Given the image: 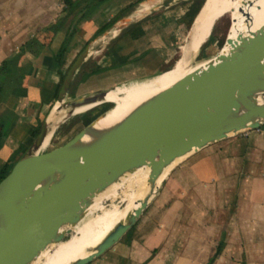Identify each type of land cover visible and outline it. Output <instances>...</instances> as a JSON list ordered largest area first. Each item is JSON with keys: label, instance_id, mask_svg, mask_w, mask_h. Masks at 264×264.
I'll use <instances>...</instances> for the list:
<instances>
[{"label": "crops", "instance_id": "obj_1", "mask_svg": "<svg viewBox=\"0 0 264 264\" xmlns=\"http://www.w3.org/2000/svg\"><path fill=\"white\" fill-rule=\"evenodd\" d=\"M108 1L78 23L60 64L55 55L64 33L56 34L38 52L21 57L24 80L8 97L9 114L0 127V168L11 164L19 145L31 143L57 100L61 77L87 46H91L90 58L101 57L104 71L93 76L76 73L70 98L165 73L186 44L190 0H162L150 14L142 12L145 0ZM61 9V0H0V64L54 23ZM124 18L131 21L117 36L105 42L91 40L98 29ZM104 52L107 55L102 56ZM5 108H0V119ZM166 177L127 242H123L126 235L97 264H209L211 260L210 264H264V127L192 156Z\"/></svg>", "mask_w": 264, "mask_h": 264}, {"label": "water", "instance_id": "obj_2", "mask_svg": "<svg viewBox=\"0 0 264 264\" xmlns=\"http://www.w3.org/2000/svg\"><path fill=\"white\" fill-rule=\"evenodd\" d=\"M161 2L145 0L142 12L153 13ZM205 4L184 33L195 25ZM83 15L74 19L68 37ZM130 21L114 23L95 39L105 42L117 36ZM91 55L89 45L71 64L39 134L0 181V264H34L49 247L67 241L70 228L80 224L93 201L124 175L148 168L147 183L155 187L174 162L183 159L170 172L224 140L264 127V29L229 54L221 44L205 68L182 77L106 128L97 124L116 103L96 97L119 86L68 97L74 76ZM81 103L103 109L66 142L42 149L51 133L50 117ZM165 179L93 254L74 264H94L115 247L135 227Z\"/></svg>", "mask_w": 264, "mask_h": 264}, {"label": "bare ground", "instance_id": "obj_3", "mask_svg": "<svg viewBox=\"0 0 264 264\" xmlns=\"http://www.w3.org/2000/svg\"><path fill=\"white\" fill-rule=\"evenodd\" d=\"M235 6L242 7L243 14L241 18L239 17L240 20L234 32L230 50L225 53L229 54L235 51L238 46L245 45L253 40L264 29V0H210L206 14L202 18L203 22L198 36H196L198 26L195 23L190 29L187 38L186 45L190 44L189 47L184 50L183 55L169 71L148 80L135 81L119 86L109 91L104 97H96L106 102L116 103V108L109 112L107 117L97 124V127L106 128L120 121L137 105L151 96L169 88L187 74L205 68L209 63L195 64L194 66H191V63L210 38L211 30L213 29V27L211 28L212 23L216 24L221 16ZM229 42L230 40L227 41V44ZM115 101L124 102L121 110L120 105ZM95 109L92 104L81 103L70 109L53 114L49 119L51 133L48 135L42 149L50 147L51 140L55 135L53 132L57 127H61L73 118H82ZM181 160L183 159L174 162L171 167L165 170L155 187L147 183L148 168H141L124 175L93 201L80 224L70 228L71 237L67 241L49 247L34 264H74L78 260L93 254L96 248L114 232L117 226L124 224L128 220L140 202L153 194L168 172ZM116 201L118 203H115ZM106 203H110V205L105 207L104 204ZM109 226L110 228L106 234L100 237L99 235Z\"/></svg>", "mask_w": 264, "mask_h": 264}, {"label": "trees", "instance_id": "obj_4", "mask_svg": "<svg viewBox=\"0 0 264 264\" xmlns=\"http://www.w3.org/2000/svg\"><path fill=\"white\" fill-rule=\"evenodd\" d=\"M105 0H61L62 2V9L60 11V14L56 17L54 23L48 25L47 27L43 28L41 31H39L34 37H32L30 40L25 42L23 45H21L18 49V52L14 54L12 57L5 59L0 64V108H5V103L8 99V97L11 95L12 91L16 88H20L22 86L24 76L20 73L19 68V62L21 57L26 52H38L41 48H43L56 34L58 33H64L66 35V38L64 39L60 50L55 55V60L58 64H60L61 58L66 53V51L69 49L71 40L74 36L76 26L79 22H81L94 8L97 7L100 3L104 2ZM206 2L202 14L197 19V26L199 28V25L202 24L203 16L206 14L205 7L208 8L207 0H190V7L188 11L186 12V22H185V30L190 27V25L193 23L195 17L200 12L201 8L203 7L204 3ZM209 4V2H208ZM137 4L127 8L124 11V14L130 13L134 7ZM84 12L83 17L78 21L77 25L75 26L72 34L70 37H68V32L70 29L71 24L73 23L74 19L80 14ZM116 23V19H114L110 24L107 26L102 27L101 29H98L91 40L101 36L105 31L110 29L112 25ZM198 31V29H197ZM215 33V25L213 26V29L211 30V36L208 39V41L203 45V47L199 51L198 57L202 54L203 50L205 49L206 45L210 42L212 36ZM141 32L139 31L137 36H139ZM199 34V33H198ZM196 36H198L196 34ZM225 38L222 40V51L224 47L227 45V38L225 41ZM193 42V41H191ZM225 42V43H224ZM89 44V42H87ZM86 44V45H87ZM111 47V44L109 45ZM108 47V48H109ZM107 55V52H104L102 56ZM172 64H169L167 72L171 68ZM104 71V67L100 58L92 59L90 58L83 66L80 68L79 72L87 75V76H93L96 74H99L100 72ZM65 78V75L61 77V81L63 82ZM97 112V111H96ZM9 114V110L5 108L4 113L1 115L0 119V127L3 126L6 115ZM88 115V114H87ZM90 119H88L86 122H88ZM85 122V123H86ZM43 124V123H42ZM42 124L38 125V127L35 129L33 140L37 137L39 134ZM31 143L25 147L23 145H19L18 149L14 152L13 157L10 160V163H5L0 168V181L4 179L9 172L11 171L13 165L26 153L28 147L31 145ZM137 225V224H136ZM135 225V226H136ZM221 251V245L218 246V249L216 251V256L220 254ZM213 260L210 261L212 263ZM209 263V264H210Z\"/></svg>", "mask_w": 264, "mask_h": 264}, {"label": "rangeland", "instance_id": "obj_5", "mask_svg": "<svg viewBox=\"0 0 264 264\" xmlns=\"http://www.w3.org/2000/svg\"><path fill=\"white\" fill-rule=\"evenodd\" d=\"M121 1H123V0H109L108 4L119 3ZM208 2L210 3V0H207V5L209 7ZM98 6L94 7L90 12H93L94 10H96L98 8ZM205 10H207L206 7H205ZM242 14H243L242 7L240 8L239 6H235V7L230 8L227 11V13H225L223 16H221L218 19V21L215 24V33L212 36L210 42L206 45V47L203 50V52L200 55V57H198V55H199V52H198L197 56L195 57V59L191 63V66H194L195 64H205V63L213 62V57H215L219 53V51L221 49V44H222V40H223L224 37H226L227 40H230V42H229V44H227L224 47L223 52L225 53V52L230 50V46H231V43H232L233 38H234L233 35L235 34L234 32L237 29L236 27L238 26V22H239V20H240V18L242 16ZM200 29H201V25H199L198 31L196 33L197 35H198ZM226 38H225V41H226ZM181 44L182 43L180 41L179 44H178V48L181 46ZM189 45L188 46L186 44L182 45L183 48H182V50L178 51L175 60L173 62H172V60L170 61V64H172L171 68L174 66L175 62L183 55L184 50L187 49L189 47ZM178 48H176V50H175L176 52H177ZM115 102H117L120 105V110H121L122 106L124 105V102H121V101H115ZM102 109H103V107H98L94 111H92L90 114L84 115L82 118H73L70 121L66 122L64 125H62L57 130V132L55 133L53 139L51 140L50 147L45 149V151H49L52 148H54V147H56V146H58V145H60V144H62L64 142H66L67 140H69L74 134H76L82 128V126L85 124V122L88 119H90L93 116H95ZM161 188H162V186L160 187V189ZM158 193H157V195H158ZM115 203H118V201H116ZM109 205H110V203L104 204L105 207H108ZM134 229H132L127 234V236L123 239V242H127L130 234L133 232ZM104 233H105V231H103L99 236L101 237V235L104 234ZM94 264H97V263H94Z\"/></svg>", "mask_w": 264, "mask_h": 264}]
</instances>
